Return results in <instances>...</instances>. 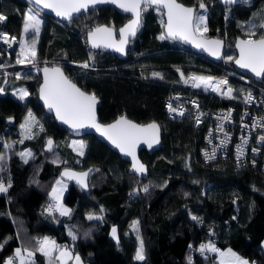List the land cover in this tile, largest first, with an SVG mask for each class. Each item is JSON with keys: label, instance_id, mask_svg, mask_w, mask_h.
Listing matches in <instances>:
<instances>
[{"label": "trees", "instance_id": "obj_1", "mask_svg": "<svg viewBox=\"0 0 264 264\" xmlns=\"http://www.w3.org/2000/svg\"><path fill=\"white\" fill-rule=\"evenodd\" d=\"M181 1L197 7L201 2ZM203 3L207 6L206 35H218L226 41L219 62L177 40L159 39L165 19L155 6L142 13V26L130 41L127 58L92 49L86 43L89 29L100 23L117 28L128 18L112 4H98L70 21L42 14L34 67L16 63L24 16L31 4L26 0H0V13L6 16L0 22V31L17 37L12 48L0 42V62L12 65L0 69V88L7 91L0 96V155L4 157L0 180L5 186L11 185L0 193V244L4 245L0 264L18 247L34 249V264H49L48 258L36 251L37 240L45 235L79 253L85 264H189V257L191 264H218L217 253L201 254L197 250L199 241L211 242L218 249L231 247L254 264H264V171L253 166L239 169L228 159L205 163L199 156L200 129L191 118L169 116L165 110V98L174 84L183 81L181 73L187 75L186 66L234 68L226 59L236 54L234 40L239 35L248 38L243 25L255 8L262 6L264 11V0H253L248 6H224L218 0ZM254 31L253 38L261 35L258 27ZM57 60L89 64L87 69L69 64L63 67L68 77L101 99V121L125 114L140 122L160 124V148L140 152L148 165L147 178L127 172L129 162L95 134L82 135L87 141L83 156L68 145L71 134L38 100L39 62ZM154 72L160 76L153 77ZM20 86L29 90L23 101L12 93ZM205 98L213 105L227 102L211 95ZM29 111L39 123L31 138H26L20 122ZM6 117L13 118V124ZM50 136L56 147L46 153L43 146ZM24 149L32 154L27 163L19 155L26 153ZM94 164L99 168L89 180L90 190L84 192L69 183L63 195L70 214L61 215L55 206L48 211L46 205L52 203L49 192L60 178L62 167L82 169ZM145 185L147 192L143 191ZM90 211L103 218L89 220L86 214ZM193 216L198 219L193 220ZM134 222H138L135 227ZM113 225L117 226L119 240L111 235ZM141 240L145 259L137 261L134 257Z\"/></svg>", "mask_w": 264, "mask_h": 264}, {"label": "snow or ice", "instance_id": "obj_2", "mask_svg": "<svg viewBox=\"0 0 264 264\" xmlns=\"http://www.w3.org/2000/svg\"><path fill=\"white\" fill-rule=\"evenodd\" d=\"M236 2L237 0H224L226 4H233ZM33 3L44 9H51L58 17H63L69 21L73 18V14L79 13L81 10L87 11L90 6L94 7L97 4H115L124 12L131 13L132 19L119 30L120 39L118 41L114 38L115 33L113 29L107 26H97L88 33V39L92 48H112L114 51L121 54L125 53V46L128 44L129 39L136 35L137 30L141 26L142 13L155 6L158 11L161 9L165 10L162 14L167 16L166 23H164L163 20L161 21L165 28V32L158 37L159 39H179L208 52L212 56L217 58L221 57L223 41L220 39L206 38V33L208 31L206 15L197 12L195 7H188L182 3H178L177 0H33ZM199 8L206 12L207 6L203 3V0H201ZM5 19V15L0 13V22H3ZM256 27L262 30L259 38H253L256 36V31L252 29ZM40 30L41 20L38 12L29 10L24 16L23 36L19 40L20 52L17 54V64L29 63L35 67L37 58L36 44L39 40ZM29 34H31L30 42L26 39ZM247 35V39H239L236 42V48L239 50V57L234 58L228 56L226 59L229 61L234 59L235 64L240 68L249 70L257 77H262L264 76V22H261L258 26L252 25ZM0 40L11 47L12 43L17 41V38L15 36L9 38L7 33L0 32ZM0 67H3V65H0ZM82 67L88 68L89 64L84 63ZM43 73L44 83L39 90L40 98L44 101V105L49 110L55 111L58 120L68 125L74 131H79L84 128L95 129L124 155L131 157L132 170L135 173L143 174L146 172L145 166L140 163L136 156V149L141 143L147 144L149 148H151L153 144L159 143V126L155 122L147 126H141L133 123L125 116H121L112 124L102 125L98 123L96 118V104L98 101L95 94L82 91L63 74L60 68L49 69L45 67ZM152 75L153 77L160 76L157 72L152 73ZM181 78H184L183 73H181ZM189 79L192 82L193 88L203 87L205 90L211 89V91L220 93L230 99L234 98L232 96L233 89L231 87H227L226 90L223 88V86L228 84L227 80L216 81L215 78L211 76L195 75ZM184 82L188 83L189 80L185 79ZM3 91L4 90L0 88V92ZM28 95L29 93L26 89L19 90L20 100H24ZM244 100L245 103L250 102L252 100L251 94L249 93L245 96ZM168 107L170 112H177V109L173 108L171 104H169ZM179 115H183V112H179ZM230 115L229 113L224 119H229ZM38 123L39 121H37L32 112L29 111L28 116L25 118V123L20 126L21 129L24 130L26 138H31L33 126ZM40 127L41 130H43L42 125ZM219 130L222 131L223 128L221 127ZM260 139L264 141V136H261ZM72 143L73 145H79V147L74 150L78 151V154L83 156V149L85 147L83 142L73 141ZM244 143L246 144L247 140H244ZM225 144L226 141H221V145ZM47 148L49 151L52 150V139H48ZM215 151L216 149L214 148L211 154L206 152V158H215ZM253 151H256V149H253ZM19 155L24 159L25 163H27V158L32 154L29 151L20 153ZM242 155L243 146L237 145V157L239 158ZM3 159L4 157L0 155V161ZM91 171L92 169H89L88 172L76 173L65 169L62 175L67 176L69 179H75L78 184L86 188V178ZM56 183L60 186V189L54 187L52 190L53 200L57 202L55 206L59 208L61 215H69L70 210L63 208V206L58 203L60 192L63 188L62 182L58 180ZM10 186V184L5 186L3 181L0 180V193L6 192L7 188ZM143 191H148L147 185L143 187ZM52 207L53 206L50 205L47 210L50 211ZM87 218L89 220H101L103 217L90 214ZM192 219L197 220L198 218L193 216ZM137 223L138 222H134L133 227H135ZM69 235L72 236L73 240L76 239V236L71 232ZM112 236L118 239L115 228L112 229ZM3 246V244H0V249H2ZM36 251H39L42 255L47 257L49 264H68L70 260H74L75 264H81L78 255L73 257L71 251L66 246L59 245L55 240H51L48 237L37 240ZM199 251L201 254L206 251L217 253L220 257V264H250L248 260L237 255L232 249L229 248L227 251H221L211 242L208 244H201ZM34 255L35 253L27 248H16L14 255L8 257L3 264H34V260L32 259ZM134 259L137 261H143L145 259V250L142 240L136 250ZM189 264H191V257H189ZM252 264H254V262H252Z\"/></svg>", "mask_w": 264, "mask_h": 264}, {"label": "built area", "instance_id": "obj_3", "mask_svg": "<svg viewBox=\"0 0 264 264\" xmlns=\"http://www.w3.org/2000/svg\"><path fill=\"white\" fill-rule=\"evenodd\" d=\"M0 32L7 33L9 38L15 36L8 31L2 30ZM0 42L3 41L0 40ZM14 43L11 47L4 44L8 48H12ZM53 63H59L62 66L69 64L81 68L84 64H74L70 61L60 60ZM0 65H3L0 69L12 66L7 65L5 62H0ZM175 67L185 68L182 65H176ZM186 68L189 69L187 75L183 81L172 86L165 98L164 105L169 116L191 118L194 126L200 129L202 141L199 156L201 160L205 163H212L220 159H228L239 169L253 166L264 171V141L260 139L261 136H264V126H262L264 125V79L263 81L256 80L250 74L235 68L212 69L190 66H186ZM194 75L211 76L216 81L227 80L228 84L223 88L226 90L227 87H231L234 98L230 99L220 93L211 91V89L205 90L203 87L193 88L189 78ZM185 79H188L189 82L185 83ZM249 93L252 100L245 103L244 98ZM205 95L215 96L227 102L226 104L213 105L211 101L207 102ZM169 104L176 108L177 112H170ZM179 112H183V115H179ZM229 113L231 114L230 118L225 120L224 117L228 116ZM20 123L24 124L25 120ZM36 126L38 127V125L33 126L31 135L34 134ZM221 127L223 128L222 131L219 130ZM244 140H247L246 144ZM221 141H226V144L221 145ZM237 145L243 146V155L239 158L237 157ZM214 148L216 149L215 158H206L205 153L211 154ZM253 149H256V151H253ZM50 205L53 206L51 208V211H53L55 207L52 203L46 205V208L49 209ZM201 244L205 243L203 241L198 242L196 246L198 251Z\"/></svg>", "mask_w": 264, "mask_h": 264}, {"label": "water", "instance_id": "obj_4", "mask_svg": "<svg viewBox=\"0 0 264 264\" xmlns=\"http://www.w3.org/2000/svg\"><path fill=\"white\" fill-rule=\"evenodd\" d=\"M29 4H31L32 6H34L36 9H38V11H40L42 14H48V15H51V16H53V17H56V18H58V19H60V20H65L66 21V19H64L63 17H58L56 14H55V12L54 11H52L51 9H44V8H42L41 6H39V5H35L34 3H33V0H26ZM222 5H224V6H227V5H234V4H237V3H242V4H244V5H249V4H251L252 2H253V0H237V2L236 3H233V4H226V3H224V0H218ZM177 2L178 3H182V4H184L185 6H188V7H195L196 8V10H197V5L196 4H194V5H191V4H187V3H185V2H182L181 0H177ZM113 5V7L115 8V10L116 11H120L121 13H123V14H125V15H127L128 16V19L127 20H125V22L123 23V24H121L119 27H114L113 25H108V24H106V23H100V24H98L97 26H107V27H110V28H112L113 29V31H114V33H115V39L118 41L119 39H120V37H119V30L121 29V28H123L126 24H128V22L132 19V14L131 13H126V12H124L122 9H120V8H118L115 4H112ZM95 6H98V4L97 5H95ZM94 6V7H95ZM89 8H92V6H90ZM81 11H84V10H81ZM161 11L162 12H164L165 10H163V9H161ZM80 13V12H79ZM79 13H75V14H73V18L77 15V14H79ZM72 18V19H73ZM163 19H165V22L164 23H166V21H167V16L166 15H163ZM97 26H94L93 28H91V29H89L88 30V32L86 33L87 34V36H86V43L92 48V46H91V43H90V41H89V39H88V33H89V31H91V30H93L95 27H97ZM141 26H142V21H141ZM141 26L139 27V29L137 30V33L139 32V30H140V28H141ZM163 30H164V32H165V28L163 27ZM137 33H136V35H137ZM135 35V36H136ZM134 36V37H135ZM134 37H131L130 39H129V42H128V44L125 46V53L124 54H121V53H119V52H116V51H114L112 48H104V47H100V48H92V49H95V50H103V51H105V52H112L113 54H115L118 58H120V59H125V58H127V56H128V49H129V47H130V41H131V39L132 38H134ZM206 38H208V39H220V40H222L223 41V47H222V49H221V57L220 58H217V57H215V56H212V55H210L208 52H206V51H203V50H201V49H198V48H196V47H194L192 44H189V43H185V42H183V41H181V40H179V39H176L177 41H179L181 44H183L184 46H187V47H189L191 50H193L195 53H199V54H201V55H203L205 58H209L210 60H213L214 62H219V61H221L222 59H223V56H224V52H225V48H226V41H225V39L224 38H222V37H220V36H214V35H206ZM256 38H259V37H256ZM239 39H247V37H244V36H242V35H239V36H237L236 37V39L234 40V42H233V44H232V47L233 48H235V52H236V54H235V56H234V58H238L239 57V50L236 48V42H237V40H239ZM232 65H233V67L236 69V70H239V71H243V72H246V73H248V74H250L251 76H253L256 80H259V81H263V79H264V76H262V77H257V76H255L253 73H251L249 70H247V69H243V68H240L237 64H235V62H234V59L232 60ZM45 67H47V68H49V69H52V68H60L61 70H62V72H63V74L69 79V80H71L74 84H76V86L77 87H79L82 91H85V92H87V93H89V94H94V93H92V92H89V91H87L85 88H83L82 86H79L71 77H68V75L66 74V72H65V70H64V67L61 65V64H59V63H53V62H50V61H46V62H41L40 63V65H39V78L41 79L40 80V83H39V85H38V87H37V90H38V100L40 101V103L44 106V109H45V111L47 112V113H50V114H52V116H53V118H54V120L59 124V125H62L64 128H65V130L66 131H68L70 134H73V135H76V136H82L83 134H95L96 135V137L100 140V141H103V142H105L108 146H109V148L111 149V150H113V151H116L117 153H118V155L120 156V158L121 159H123L124 161H128L129 162V164H128V167H127V172H130V173H133L134 175H136L137 177L139 176V177H142V178H147L148 177V174H149V171H148V165H147V163L144 161V160H142V158H141V156H140V152H141V150H146V151H148V152H154V151H157L158 150V148H160V146H161V144H162V127L160 126V124L158 123V122H156V121H153V120H151V121H146V122H140V121H137V120H134V119H132V118H129L127 115H125V114H122V115H118L117 117H115L114 118V120H112V121H109V122H106V121H101V119H99V114H98V110H99V106L101 105V99L100 98H98L96 95V97H97V104H96V118H97V121H98V123H100V124H102V125H109V124H112V123H114L118 118H120L121 116H125L127 119H129V120H131L133 123H135V124H137V125H141V126H147V125H149V124H151V123H153V122H155L158 126H159V143H156V144H153V146L151 147V148H149L148 146H147V144H144V143H141V144H139L138 145V147H137V149H136V156H137V158H138V160L140 161V163H142L144 166H145V168H146V172L145 173H143V174H138V173H135L133 170H132V164H131V157H129V156H126V155H124L118 148H116L109 140H107L104 136H102L99 132H97L95 129H93V128H84V129H81V130H79V131H74L72 128H70L68 125H66V124H64V123H62L60 120H58L57 118H56V114H55V111L54 110H49L45 105H44V101L40 98V88H41V85L44 83V73H43V69L45 68ZM5 94H7V91H3V92H0V96H5ZM9 118H11V117H6V121L8 122V123H11V124H13V118H11V119H9ZM48 139H52V141H53V148H52V150L51 151H53V149L56 147V143H55V139L53 138V136H50V137H48L46 140H45V144H44V146H43V150L46 152V153H50L51 151H49L48 150V148H47V141H48ZM99 168V166L98 165H90V166H86V167H83L82 169H79V168H76V167H71V166H64V167H62V169L60 170V172H59V175H60V177L61 178H63L64 180H67L69 183H74V184H76V185H78L81 189H82V191H86V192H88L89 190H90V184H89V180H90V178H91V176L94 174V171H96L97 169ZM65 169H68V170H70V171H73V172H76V173H82V172H88V170L89 169H92V171L89 173V175H88V177L86 178V182H87V187L85 188V187H82L80 184H78L77 182H76V180L75 179H69L67 176H64V175H62V173H64L65 172Z\"/></svg>", "mask_w": 264, "mask_h": 264}, {"label": "rangeland", "instance_id": "obj_5", "mask_svg": "<svg viewBox=\"0 0 264 264\" xmlns=\"http://www.w3.org/2000/svg\"><path fill=\"white\" fill-rule=\"evenodd\" d=\"M34 6H31L30 5V7L27 9V12H29V10H32L33 12H38V14H39V18H40V20H41V29H42V13L40 12V11H38V9H36V8H33ZM33 8V9H32ZM197 12H199V13H201V14H206V12L204 11V10H202V9H200L199 8V6H198V8H197ZM253 16L249 19V21H247L246 23H244V27H243V31L245 32V33H247L248 31H249V29H250V27L252 26V25H259L261 22H263V19H264V11H263V7L262 6H259V7H257V8H255L254 9V11H253V14H252ZM256 28H254V29H252V30H255ZM41 31V30H40ZM40 35V34H39ZM31 34H29V36L28 37H26V39H28V41L30 42L31 41ZM20 89H26L27 90V88H25V87H19V88H17V89H15V91H13L12 93H14L13 95H17V97H18V99H19V90ZM27 92L29 93V90H27ZM26 99V98H25ZM24 99V100H25ZM23 101V100H22ZM73 141H82L83 142V144H84V149H83V151H84V154L86 153L85 152V150H86V148H87V141L85 140V138L84 137H82V136H76V135H73V134H71V136H68L67 137V142H68V145L74 150V149H76V148H78L79 147V145H73ZM23 151H25V152H29L30 151V149H24ZM75 151V150H74ZM75 152H77L78 153V151H75ZM58 180H60L61 182H62V185H63V188H62V191L60 192V199H59V204L60 205H62L63 206V208H66V209H69V207L67 206V204L64 202V193L66 192V190L68 189V187H69V182L67 181V180H64L63 178H58L57 180H55V182L53 183V185H52V188L50 189V192H49V197H50V199H51V202H52V204L55 206L56 204H57V202L56 201H54L53 200V196H52V190H53V188L54 187H56V188H58V189H60V186L59 185H57V181ZM56 207V206H55ZM56 208H58V207H56ZM58 211L60 212V210H59V208H58ZM94 215V216H96V214L97 213H94V212H92V211H90V212H88L86 215L87 216H89V215ZM113 228H115L116 229V235H117V238L118 239H116V240H119V237H118V229H117V226H115V225H113V227H112V229ZM112 229H111V235H112ZM45 237H48L49 239H51V240H53V238H51L49 235H45ZM56 241V243L57 244H59V245H62V246H64L63 244H61L60 242H58L57 240H55ZM140 245V244H139ZM139 245H138V247H139ZM66 247L71 251V253H72V255H73V257H75L76 255H78L79 257H80V262H81V264H85L84 263V261L81 259V256L79 255V253H74V251L72 250V248H70L69 246H67L66 245ZM19 248V247H18ZM232 249V251L233 252H235L237 255H239L240 257H242V258H244V259H246V260H248L249 262H250V264H252V261L250 260V259H248L247 257H245L244 255H242V254H240V253H237L233 248H231V247H227V248H223V249H220L221 251H227L228 249ZM29 250H31V251H33L34 253H35V251H34V249H29ZM35 256V255H34ZM32 259H34V257L32 258ZM219 260H220V257H219ZM73 261V260H72ZM72 264H75V262L73 261L72 262Z\"/></svg>", "mask_w": 264, "mask_h": 264}, {"label": "crops", "instance_id": "obj_6", "mask_svg": "<svg viewBox=\"0 0 264 264\" xmlns=\"http://www.w3.org/2000/svg\"><path fill=\"white\" fill-rule=\"evenodd\" d=\"M263 242H262V247H263V250H264V238H263V240H262ZM218 258H219V256H218ZM74 261V260H73ZM218 264H220V260L218 261Z\"/></svg>", "mask_w": 264, "mask_h": 264}, {"label": "flooded vegetation", "instance_id": "obj_7", "mask_svg": "<svg viewBox=\"0 0 264 264\" xmlns=\"http://www.w3.org/2000/svg\"><path fill=\"white\" fill-rule=\"evenodd\" d=\"M128 19V18H127ZM133 39V38H132ZM131 44V43H130Z\"/></svg>", "mask_w": 264, "mask_h": 264}]
</instances>
